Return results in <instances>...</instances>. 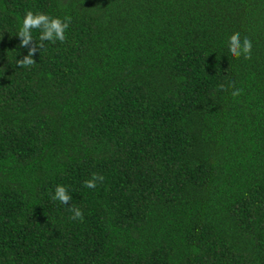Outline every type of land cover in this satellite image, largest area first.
<instances>
[{
    "label": "trees",
    "instance_id": "obj_1",
    "mask_svg": "<svg viewBox=\"0 0 264 264\" xmlns=\"http://www.w3.org/2000/svg\"><path fill=\"white\" fill-rule=\"evenodd\" d=\"M0 264H264V0H0Z\"/></svg>",
    "mask_w": 264,
    "mask_h": 264
},
{
    "label": "clouds",
    "instance_id": "obj_2",
    "mask_svg": "<svg viewBox=\"0 0 264 264\" xmlns=\"http://www.w3.org/2000/svg\"><path fill=\"white\" fill-rule=\"evenodd\" d=\"M71 23L70 17H65L63 20L60 18H51L43 13L34 14L32 11H28L22 21V25L19 27L17 36L22 40L20 47H27L33 45L35 41L32 36V31L39 30L40 36L38 39V44H35L28 52V55L21 60H17V66L19 68H31L36 64L33 59L37 49H44L46 41L56 43L57 41L63 43L66 41L67 37L65 35L66 30L69 28ZM229 52L232 57L240 58L243 56L245 59H251L252 52V42L248 37H245L241 41L240 33L236 32L230 36L229 39ZM223 87V86H221ZM234 87V86H233ZM241 90H235L232 95L239 96ZM105 177L103 175L92 173L90 179L84 181V187L88 189L95 190L98 187V182L103 183ZM54 201H59L63 205H68L72 200V196L69 194L68 189L62 185H58L55 189V194L52 195ZM68 211L72 213L70 216L71 220L83 221L84 215L82 210L72 205L68 207Z\"/></svg>",
    "mask_w": 264,
    "mask_h": 264
}]
</instances>
